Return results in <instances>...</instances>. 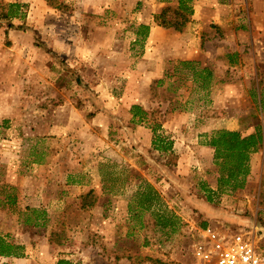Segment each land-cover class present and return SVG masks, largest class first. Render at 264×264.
Listing matches in <instances>:
<instances>
[{"label":"rangeland","instance_id":"obj_1","mask_svg":"<svg viewBox=\"0 0 264 264\" xmlns=\"http://www.w3.org/2000/svg\"><path fill=\"white\" fill-rule=\"evenodd\" d=\"M11 2L21 14L0 20V239L19 256L0 264H191L194 228L207 225L264 250V0H193L207 17L194 58L187 23H154L160 0L0 5ZM151 24L155 38L140 27ZM218 130L261 137L241 188L218 189L227 171L214 148H191ZM191 194L218 215L199 214ZM169 211L177 222L161 220Z\"/></svg>","mask_w":264,"mask_h":264},{"label":"trees","instance_id":"obj_2","mask_svg":"<svg viewBox=\"0 0 264 264\" xmlns=\"http://www.w3.org/2000/svg\"><path fill=\"white\" fill-rule=\"evenodd\" d=\"M47 4L51 7H56V4L51 3L50 0H45ZM166 5L161 9L159 13L153 15V20L156 25L162 27H172L176 31H180L186 23L190 20L193 14V0H160ZM20 3H2L0 5V20H11L12 18L19 16ZM148 32V25H140ZM189 61H179V63L185 64ZM198 75L203 78L206 82L205 86L209 83L212 78V73L209 68L201 67L196 70ZM168 75L172 73L167 72ZM161 79L156 80L158 84ZM131 110L133 116L136 115V111L142 112L143 115L139 117V121L142 120L146 112L141 109L138 105H132ZM261 141L259 134H250L247 136H241L237 131L230 130H218L211 137L208 142L211 147L214 148V159L215 163L219 164L221 169L227 171L226 174H221L218 177L217 187L220 190H234L241 188L244 182V177L248 173V160L249 153L255 151L257 146ZM154 147L157 149L165 150L166 145H163V139L157 137L153 139ZM160 143V144H159ZM221 160V161H219ZM149 189V200H160L159 192L154 189L151 185H148ZM90 206L91 203H88ZM87 205V206H88ZM169 216L165 214H160L161 220L166 221L169 218L172 222H177L178 217L171 211L167 212ZM167 216V217H166ZM166 225V223H164ZM13 246L10 244H3L0 239V254L19 256V254L14 253L10 249ZM56 264H68L66 260L60 259Z\"/></svg>","mask_w":264,"mask_h":264},{"label":"built area","instance_id":"obj_3","mask_svg":"<svg viewBox=\"0 0 264 264\" xmlns=\"http://www.w3.org/2000/svg\"><path fill=\"white\" fill-rule=\"evenodd\" d=\"M194 230L191 264H264V250L242 232L223 233L209 225Z\"/></svg>","mask_w":264,"mask_h":264},{"label":"crops","instance_id":"obj_4","mask_svg":"<svg viewBox=\"0 0 264 264\" xmlns=\"http://www.w3.org/2000/svg\"><path fill=\"white\" fill-rule=\"evenodd\" d=\"M198 11H197V9L195 8V10H194V12H193V15L191 16V21H189V22H187V25L185 26V28H184V36L186 37V38H188L189 39V41H190V47H188L184 52H185V55H184V58H194L195 57V53L194 52H196V51H198V48H196L195 47V44H194V42H191V41H194L196 38V32L195 33H192V30H194L195 28H194V25H195V21H199V22H197V25L199 26H203L204 25V23H205V19L207 18V17H204L203 15H201V14H198L197 13ZM150 27H149V37H151V38H155L158 34H160L162 31H163V28H160L159 26H153V24H151V25H149ZM193 34H194V36H193ZM193 37V38H192ZM198 38H199V35H198ZM151 143H149V145H150ZM171 144H173L172 146H171V149H173L174 147H175V145H174V143H171ZM189 145V144H188ZM192 146V147H191ZM190 147L191 148H194L196 151H198V152H202V153H206V154H208L209 156H211L212 157V154H211V151L213 150L211 147H210V145H209V143H201V144H199V143H196V145H191ZM169 149H170V147H169ZM153 150L160 156V154L161 153H163L162 152V150L161 149H157V148H155V147H153ZM158 159H159V157H158ZM155 162V161H154ZM157 165H159V167L160 168H162V165H160L159 163H157ZM162 170V169H161ZM163 171V170H162ZM158 177V176H157ZM160 177V176H159ZM159 182H163L165 185L167 184L166 183V179H165V176L164 177H162L161 179H160V181ZM154 183L156 184V186H158L159 187V189L160 190H163V189H161V187L159 186V184H157V180H154ZM164 185V186H165ZM211 189H214V188H216V186L215 185H211V184H209L208 185ZM230 191V190H229ZM189 202L191 203V205L194 207V208H197V210H198V213L199 214H202L203 215V217L204 216H211V217H214L215 218V216H217L218 215V213L216 212V211H214V209L211 207V206H209V204H208V202L207 201H205L203 198H199V197H197V195H194V194H191V196L189 195ZM94 206V205H93ZM93 206H90L91 208L93 207ZM73 257H74V255H72V254H70V256L69 255H64V256H61V257H59V258H57L56 260H59V259H65V260H68V262H69V264L70 263H73ZM57 262V261H56ZM51 264H56V263H54V261L51 263Z\"/></svg>","mask_w":264,"mask_h":264}]
</instances>
